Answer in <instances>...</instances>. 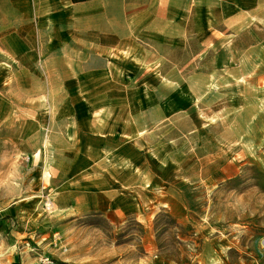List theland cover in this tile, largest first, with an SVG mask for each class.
<instances>
[{"label":"crops","instance_id":"0c3cea01","mask_svg":"<svg viewBox=\"0 0 264 264\" xmlns=\"http://www.w3.org/2000/svg\"><path fill=\"white\" fill-rule=\"evenodd\" d=\"M181 24L199 39L204 65L213 62L206 86L224 78L243 99L237 124L222 119L216 139L244 144L248 133L264 144V0H0V114L46 115L29 135L32 155L52 163L55 201L68 215L141 211L140 188L163 194L141 156L150 112L164 114L156 91L148 102V66L156 59L162 81L159 50L180 42ZM10 98L47 103L5 109Z\"/></svg>","mask_w":264,"mask_h":264},{"label":"rangeland","instance_id":"374dc122","mask_svg":"<svg viewBox=\"0 0 264 264\" xmlns=\"http://www.w3.org/2000/svg\"><path fill=\"white\" fill-rule=\"evenodd\" d=\"M202 52L199 39L183 33L159 50L162 81L156 59L148 66V102L156 91L164 114L150 112L141 156L163 194L140 188L134 201L141 211L68 215L55 201L52 163L32 155L29 135L46 115L0 114V264H264V144L252 143L248 133L244 144L216 139L222 119L237 124L243 99L224 78L206 86L213 62L205 66ZM35 102L47 103L10 98L4 108L15 103L24 111ZM157 197L165 204L154 206Z\"/></svg>","mask_w":264,"mask_h":264},{"label":"built area","instance_id":"2783aa9c","mask_svg":"<svg viewBox=\"0 0 264 264\" xmlns=\"http://www.w3.org/2000/svg\"><path fill=\"white\" fill-rule=\"evenodd\" d=\"M47 206H48V207H51V202L47 203Z\"/></svg>","mask_w":264,"mask_h":264}]
</instances>
